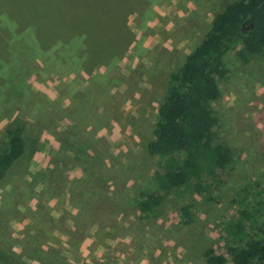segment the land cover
Listing matches in <instances>:
<instances>
[{
	"label": "rangeland",
	"instance_id": "374dc122",
	"mask_svg": "<svg viewBox=\"0 0 264 264\" xmlns=\"http://www.w3.org/2000/svg\"><path fill=\"white\" fill-rule=\"evenodd\" d=\"M228 0H0V151L13 122L28 149L0 179V247L30 264H205L264 185V49L222 58L217 140L231 148L212 198L169 192L139 210L168 78ZM191 204L189 224L179 209ZM1 264V263H0ZM225 264H230L227 261Z\"/></svg>",
	"mask_w": 264,
	"mask_h": 264
},
{
	"label": "trees",
	"instance_id": "16d2710c",
	"mask_svg": "<svg viewBox=\"0 0 264 264\" xmlns=\"http://www.w3.org/2000/svg\"><path fill=\"white\" fill-rule=\"evenodd\" d=\"M264 49V0H228L210 20L208 30L169 75L165 94L156 107L152 138L146 142L148 154L157 158L151 174V187L137 193L141 212H155L166 195L189 188L212 198L223 181L231 159V148L217 140V123L210 103L219 95L216 79L225 74L224 54L234 50L246 61ZM28 149L23 128L16 122L6 131V144L0 151V179ZM223 175V177H222ZM243 197H258L252 210H237L224 253H204L205 264H264V185L245 184ZM191 204L179 209L186 225L192 221ZM1 264H30L0 247Z\"/></svg>",
	"mask_w": 264,
	"mask_h": 264
}]
</instances>
